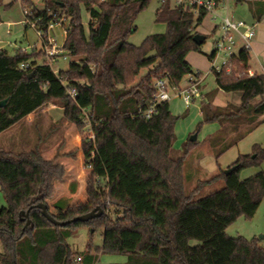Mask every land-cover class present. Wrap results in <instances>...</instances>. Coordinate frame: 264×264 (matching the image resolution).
<instances>
[{"label":"trees","instance_id":"16d2710c","mask_svg":"<svg viewBox=\"0 0 264 264\" xmlns=\"http://www.w3.org/2000/svg\"><path fill=\"white\" fill-rule=\"evenodd\" d=\"M150 1L22 0V8L43 18V29L51 22L62 23L67 30L63 50L71 62L66 71H55L43 48L15 55L0 51V103L8 99L0 108V135L53 103L78 132L91 125L95 140L82 142L90 166L86 200L68 202L64 208L49 204L56 197V182L66 174L59 156L49 161L39 147L21 153L0 150V189L6 201L0 208V264H96L101 254L126 255L127 261L120 264H229L240 255L239 246L248 249L246 264L264 257V243L257 237L231 238L226 232L240 218H254L264 202V171L239 178L241 171L263 163L264 146L255 144L251 154L240 156L228 167H235L230 175L220 169L187 192L185 168L199 142L188 141L182 152L175 151L180 118L168 101L156 104L148 121L139 115L154 102L158 80L168 77L170 85L180 87L196 74L188 55L201 51L202 45L193 39L207 16L204 11L196 15V7L186 3L159 0L155 21L167 29L137 46L128 39ZM254 2L252 14L259 22L264 0ZM84 10L90 16L89 32L82 22ZM251 56L244 47L219 70L211 69L217 90L241 93L240 106H215L216 92L201 103L199 127L219 125L208 140L216 158L264 123V73L250 74ZM23 64L29 68L23 69ZM144 70L147 74L137 82ZM257 98L261 101L255 105ZM218 180L224 188L197 199L206 185ZM42 205L62 222L97 208L103 214L61 227L45 218ZM82 227L92 234L102 230L103 245L96 254L91 243L85 253L74 252L68 244Z\"/></svg>","mask_w":264,"mask_h":264},{"label":"rangeland","instance_id":"374dc122","mask_svg":"<svg viewBox=\"0 0 264 264\" xmlns=\"http://www.w3.org/2000/svg\"><path fill=\"white\" fill-rule=\"evenodd\" d=\"M3 5L0 7V50H5L9 55H15L19 50H27V53H32L33 50L38 46L42 47L43 43L39 39L36 29L32 27H27L24 23L25 13L22 10L21 0H2ZM171 4L175 3V0H170ZM14 3L12 7L5 8V5ZM255 4L254 0L245 1L242 0L241 3H237L234 0L229 1V10H226L221 5L218 9V14L225 17L229 15L233 17L236 21H244L248 24H256L257 22L253 19L252 8ZM161 3L159 0H151L146 7V10L140 13L135 21L137 26V31L130 35L128 41L137 46L141 45L144 40L149 35L153 34H163L166 31V24H159L155 21L156 12L160 9ZM89 20L90 16L86 10L82 14V22L86 26L89 32ZM219 24L218 21H213L211 15H207L202 21V24L196 28V33L203 35L206 38L205 43L202 45L200 52L190 53L188 55V62L191 65L192 71H200L204 75V84L202 88H207V92H216V96L213 99V104L215 106L223 107L229 101H234V99L241 95L239 92H222L218 94L216 83H215V72L211 71L212 65L216 68H221L222 65L230 59V55H225L224 53H219L218 57L215 59L214 63H211L210 56L215 49V41L221 30L214 31L215 26ZM258 28V25H257ZM256 28V32L261 30V27ZM263 28V27H262ZM64 28L58 26L57 28L51 30L50 34L55 37L59 45L64 44L63 34ZM241 48L238 47L235 50V54L239 52ZM252 66L256 68L258 65L256 62V56L252 52ZM71 59L67 58L60 59L58 63L53 65L55 71L63 70L66 71L70 65ZM147 71H142L141 76L137 79V82L145 76ZM185 80L182 81L183 85ZM205 91V90H204ZM170 109L176 117H179L175 128L176 142L174 144V149L176 152H182L183 146L190 141V139L195 135L197 136L198 143L197 146L193 147L190 151L186 164V178L185 185L186 191L191 192L198 187L199 182L211 179L215 174L220 173V169L224 172L231 166L240 156H245L246 154L252 153V147L255 144L264 146V123L250 133L244 140H242L237 146L230 148L224 155L220 158H216L214 152L211 150L209 145V138L217 131L218 124L213 122L211 124H205L199 127L202 122L201 115V104L199 102L194 103L191 107L187 106L181 98L172 97L169 101ZM58 116H63L64 113L57 111ZM51 115V114H50ZM54 115V114H53ZM71 124V123H70ZM23 124L20 125V127ZM73 127V125L71 124ZM76 132L80 135L81 142L85 138V133ZM65 131L62 127L56 126L54 124L42 123V126L36 127L34 130H23L22 128L6 131L0 135V148L11 153H21L34 150L39 147L44 156L47 159H52L48 156L49 152L54 149V145L58 139L62 138ZM195 143V142H193ZM81 149L75 148L69 152V162L74 163L80 169L85 171L87 177L90 174V169L85 164L84 155H79ZM60 158V157H59ZM54 160V159H53ZM60 161V160H59ZM68 162V164H69ZM264 171V161L258 167H251L243 170L239 173V178L241 180H246L247 178L256 175L259 172ZM87 180V178H86ZM61 181V180H60ZM57 183V182H56ZM56 186V185H55ZM86 186V184H85ZM224 188V184L221 180L215 181L210 185H206L197 199L206 197L208 195L214 194L216 191ZM86 198V187L83 196L79 198ZM6 206V201L3 193L0 189V208ZM259 210V209H258ZM258 212V211H257ZM256 215V214H255ZM256 218L245 219L240 218L230 226L226 232L232 237H244L249 240L254 237H259L264 235V202L260 206V210ZM257 230H262V233H257ZM92 244V252L96 254V249L101 248L103 245L102 230H97L93 234L89 228H79L70 239H68V244L72 246L74 252L85 253L89 244ZM264 243V241H263ZM241 255L237 257V261L233 264H244L247 256L243 255L242 252L245 251L248 254V249L239 246ZM2 249L0 243V251ZM127 261L126 255L123 254H101L97 260L96 264H120ZM77 264L78 262L75 261Z\"/></svg>","mask_w":264,"mask_h":264},{"label":"built area","instance_id":"2783aa9c","mask_svg":"<svg viewBox=\"0 0 264 264\" xmlns=\"http://www.w3.org/2000/svg\"><path fill=\"white\" fill-rule=\"evenodd\" d=\"M22 1V0H21ZM229 1L222 0L220 3H216L214 0H176L175 5L188 4L189 6L196 7V15L201 11L207 13V15L212 16L213 21H218L217 30H221L215 41L214 58L211 63H214L215 59L218 57L219 53H224L225 55H230V57L235 54V50L240 47L241 49L248 48L251 49V45L256 36V26L248 24L247 22L236 21L233 17L229 15L223 17L218 14L219 6L221 5L226 10H229ZM237 2V0H234ZM25 13V21L27 27H32L36 29L37 35L41 42L43 43V49L46 52V59L49 65L56 64L61 58L67 59V54L63 50V46L57 43L55 37H53L50 32L51 30L62 27L61 22H51L46 28L39 26V23L43 20L42 17H35L33 11L27 7L22 8ZM64 28V27H63ZM63 34L67 35V30L64 29ZM27 52V50H23ZM226 63V62H225ZM224 63V64H225ZM23 69H28L29 65L23 64L21 66ZM219 70L212 65L211 69ZM204 75L201 72L196 71V74L189 75L187 77V82L184 86L176 87L172 86L168 82V77L162 80H158L155 83V88L157 89V94L155 95L154 102L147 111H140L141 115L145 120H149L156 112V104L162 103L164 101H169L172 97H178L183 100L187 106H191L194 100L202 98L201 84L204 81ZM71 95L75 97V89L71 90ZM88 111H85V115L88 117ZM85 138L89 140H95L94 132L91 125H88L84 131ZM88 168L90 166H87Z\"/></svg>","mask_w":264,"mask_h":264},{"label":"crops","instance_id":"0c3cea01","mask_svg":"<svg viewBox=\"0 0 264 264\" xmlns=\"http://www.w3.org/2000/svg\"><path fill=\"white\" fill-rule=\"evenodd\" d=\"M173 5H175V3ZM253 25H255L256 28L258 25V28L261 27V30L259 32H256L255 39L253 40L252 45H251V49H250V52L255 54L256 60H257L256 63L258 64L256 66V68H253V66L251 64L253 59L251 56V60H250V74L251 75H253L255 73H259V74L264 73V17L259 22H257V25L256 24H253ZM216 27H217V25L215 26V29H214L215 32L218 31ZM65 38L66 37H64V40H65ZM42 47H43V45H42ZM42 47L37 46L35 49L40 50V49H42ZM0 51H2V50H0ZM198 72H200V71H198ZM184 80H185L184 84L180 85V86H184L186 84L187 78H185ZM203 84H204V81L201 84L202 98L194 100L192 105L194 103H197V102H199L201 104L203 101H207L209 99V97L212 96L213 91L211 93L207 92L206 91L207 88H204V87L202 88ZM217 91H218V94L223 92L221 90H217ZM215 96H216V93L214 94L213 99ZM260 101H261V99L257 98L252 103L257 105L260 103ZM226 103L227 104L225 106H227L229 103L234 104L236 106H240L241 105V95L237 96L233 102L229 101ZM201 106H202V104H201ZM225 106H223V107H225ZM189 107H191V106H189ZM57 111H60L62 113L63 109L61 107L56 106L53 103L44 105L43 107H41V109H39L35 113L29 115L23 122H21L20 125L23 124V126L20 127V125H18L12 129L8 130V131L19 129V128H22L23 130H26V131L34 130V129H36V127H39V126L41 127L42 123L45 121L48 124H54L56 126L63 128V130L65 131L64 135L62 136V138L58 139V141L54 145V149L48 153L49 154L48 156H50L52 159H50V160L47 159L44 156L45 153H43V156L45 157V159H47L49 161H53V159H55L56 157L59 156L60 157L59 162L65 168L66 174H65L64 178L61 181H57V183H56V188H57L56 197L54 198V200L49 202V204H51V205L56 203L59 206L64 208V207H66L68 202L75 203V202L86 200L85 197L79 198L77 200H76V198H78L79 196L82 197L84 194L87 175H86L85 171L80 170L77 166L75 169H73V167H75V165H73L74 163L69 162V157H70V156H68L69 152H71V150H73L75 148L81 149L82 139H80V135L76 132L75 127L71 126V124L64 118V115L58 116V113H56ZM200 111H201V109H200ZM218 128H219V125L217 127V130H218ZM197 142H198V139H197ZM0 150L6 151V150H3L1 148H0ZM79 155L83 156V153L80 151ZM68 162H69V164H68ZM74 189H75V191L72 192ZM259 210H260V208H259ZM259 210H258V212H259ZM52 211H54V210L52 209ZM258 212L256 213V216L254 218H256L258 216L257 215ZM257 231H258L257 233H262L261 232L262 230H257ZM239 252L241 255L240 249H239ZM242 254L245 256L248 255L245 251H243ZM239 256H237V257H239ZM237 257H234L230 261L229 264H233L235 261H237L236 260ZM246 260H247V258H246ZM246 260L244 261L245 262L244 264H246ZM253 264H264V257L257 258Z\"/></svg>","mask_w":264,"mask_h":264},{"label":"water","instance_id":"95a60500","mask_svg":"<svg viewBox=\"0 0 264 264\" xmlns=\"http://www.w3.org/2000/svg\"><path fill=\"white\" fill-rule=\"evenodd\" d=\"M195 42L198 44V45H203V43L205 42V37L201 34H196L194 36V39ZM31 76V75H30ZM7 100L8 99H5L3 100V102L0 103V108H2L6 103H7ZM191 142H196L197 141V136H193L191 139H190ZM235 170V167H231V169H227L225 171V175H230L233 171ZM43 210V215L45 216V218L51 222L53 225H58V226H61V227H65L71 223H74V222H86L87 220L89 219H95V218H99L102 214H103V210L101 208H97L93 211H91L90 213H87L86 215H83V216H78V217H75L73 219H71L70 221H65V222H62V221H59V220H56L55 218H53L49 212H48V209H47V206L46 205H42L40 206ZM29 213V211H28ZM259 240L261 241H264V235H261L259 237Z\"/></svg>","mask_w":264,"mask_h":264}]
</instances>
